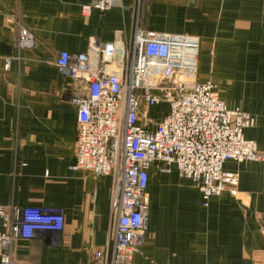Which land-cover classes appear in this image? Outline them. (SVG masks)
Instances as JSON below:
<instances>
[{
  "label": "crops",
  "instance_id": "obj_1",
  "mask_svg": "<svg viewBox=\"0 0 264 264\" xmlns=\"http://www.w3.org/2000/svg\"><path fill=\"white\" fill-rule=\"evenodd\" d=\"M92 1L0 0V205L54 206L65 214L62 231L14 240L12 264H87L114 243L115 176L74 167L79 123L70 97L87 82L60 72V51L90 53L94 69L125 75L136 26L196 35L198 81H216L230 107L256 118L245 136L264 152V0H120L84 15ZM22 26L33 46H18ZM107 43L116 51L102 65ZM228 70L244 80H225ZM168 108L143 104L139 125L154 130ZM163 167L156 161L149 169L147 228L133 264H264V163L227 160L224 170L238 184L208 205L176 166Z\"/></svg>",
  "mask_w": 264,
  "mask_h": 264
},
{
  "label": "built area",
  "instance_id": "obj_2",
  "mask_svg": "<svg viewBox=\"0 0 264 264\" xmlns=\"http://www.w3.org/2000/svg\"><path fill=\"white\" fill-rule=\"evenodd\" d=\"M120 0H93L82 6L84 15L121 6ZM31 31L22 26L18 46H33ZM201 41L196 35L154 32L136 26L125 75L105 67L94 69L90 53L60 51L61 73L87 82L75 89L70 101L78 107L75 168L97 176H115L111 205L117 214L113 247L98 250L87 264H133L144 241L149 201L147 187L153 162L168 172L176 166L202 192L211 197L238 184L236 173L224 170L227 160L264 163V152L245 136L256 118L241 107H230L218 84L197 79ZM116 46L101 47V63L114 57ZM8 66L10 59H7ZM169 108L154 130L139 125L143 104ZM64 210L54 206L11 209L0 205V264H12L14 240L31 241L42 232H60ZM81 264V263H79Z\"/></svg>",
  "mask_w": 264,
  "mask_h": 264
},
{
  "label": "rangeland",
  "instance_id": "obj_3",
  "mask_svg": "<svg viewBox=\"0 0 264 264\" xmlns=\"http://www.w3.org/2000/svg\"><path fill=\"white\" fill-rule=\"evenodd\" d=\"M242 72V76H245L248 78L249 76V70H240ZM239 70H228L227 71V79L225 80H244L243 78H240L239 77ZM245 79V80H248V79ZM185 186V185H184ZM187 187V186H185Z\"/></svg>",
  "mask_w": 264,
  "mask_h": 264
}]
</instances>
